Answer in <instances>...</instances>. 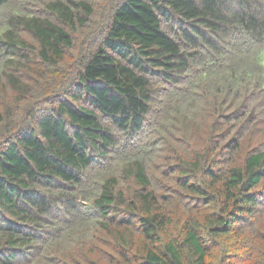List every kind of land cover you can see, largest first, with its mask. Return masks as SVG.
<instances>
[{
	"label": "trees",
	"instance_id": "trees-1",
	"mask_svg": "<svg viewBox=\"0 0 264 264\" xmlns=\"http://www.w3.org/2000/svg\"><path fill=\"white\" fill-rule=\"evenodd\" d=\"M264 0H0V264H264Z\"/></svg>",
	"mask_w": 264,
	"mask_h": 264
},
{
	"label": "rangeland",
	"instance_id": "rangeland-1",
	"mask_svg": "<svg viewBox=\"0 0 264 264\" xmlns=\"http://www.w3.org/2000/svg\"><path fill=\"white\" fill-rule=\"evenodd\" d=\"M261 59H262V61L264 62V50H263V52H262V54H261Z\"/></svg>",
	"mask_w": 264,
	"mask_h": 264
}]
</instances>
